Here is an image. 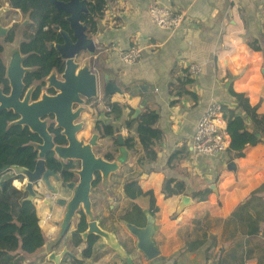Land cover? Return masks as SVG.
<instances>
[{
	"label": "crops",
	"instance_id": "obj_1",
	"mask_svg": "<svg viewBox=\"0 0 264 264\" xmlns=\"http://www.w3.org/2000/svg\"><path fill=\"white\" fill-rule=\"evenodd\" d=\"M149 4L181 13L185 23L173 31L155 28L146 15ZM263 20L264 0H106L103 17L88 36L96 46L90 68L100 76L107 74L121 90L109 97L110 103L124 106L121 117L115 121L111 118L110 124L122 136L121 128L125 129L130 110L134 114L135 110L140 113L150 109L158 114L156 127L161 132L155 161L139 166L137 158L142 151L134 126L126 130L123 141L129 135L135 140L134 151L124 147L127 163L106 178L100 177L96 188L90 190L86 221L96 220L102 229L115 235L126 258L100 239L95 242L91 257L83 258L86 242L81 240L74 247L71 237L79 215L73 216L62 234L65 207L55 204L57 198L69 201L72 193L50 178L55 194H49L42 186L38 192L43 199L32 203L45 242L36 253L24 255L22 264H48L46 256L63 249L68 252L64 264H264V221L260 219L264 216L263 201L257 206L258 235L250 237L245 224L233 216L253 192L260 189L264 196V146L247 147L243 157L229 158L225 153L200 156L190 145L196 122L210 102L235 107L230 90L243 94L251 106L258 105V113L264 116ZM254 40L261 51L249 48L248 43ZM131 46L139 48L140 58L133 65H123L119 52ZM192 65L201 72L195 78L187 73L193 84L185 89L196 100L171 95L170 85L175 77L184 74L180 69ZM98 84L97 99L77 107L81 112L76 123L82 126L77 139L86 144L96 136L92 148L95 156L105 159L109 154L114 158L120 148L118 143L101 138L95 131L98 115L105 113L106 107L102 84ZM229 162L234 163L235 170L228 169ZM169 180L178 184H171V190L180 188L176 195L165 194L164 185ZM20 181H14L17 190L22 186ZM125 181H136L143 195L127 201L122 191ZM149 194L157 208L152 241L158 252L150 261L135 248L134 238L117 217L130 204L142 215L145 211L150 213ZM182 196L191 203L178 210ZM136 221L138 227H143L144 215Z\"/></svg>",
	"mask_w": 264,
	"mask_h": 264
},
{
	"label": "trees",
	"instance_id": "obj_2",
	"mask_svg": "<svg viewBox=\"0 0 264 264\" xmlns=\"http://www.w3.org/2000/svg\"><path fill=\"white\" fill-rule=\"evenodd\" d=\"M87 1L88 14L81 18V22L87 26L88 33L93 34L96 30L97 21L103 17L106 9V0ZM9 5L13 8H20L22 12L30 10L33 18L39 16V14H43L41 26L48 25L49 28L51 25L66 26V23L62 19V14H57L52 6L48 8L41 7L34 0H9ZM57 38V34L50 28L49 41H55ZM261 38L264 43V20ZM248 46L253 51H261L259 43L256 40L249 42ZM20 51L28 55L23 65L25 67H33V70L26 73L24 77L23 83L26 87L33 81L43 79L51 70H55L59 74L63 71L64 65L54 50L47 51L43 45L38 47L35 43L31 42L22 43ZM188 70L189 68L180 69L179 72L184 74L181 77H175L174 84L170 85L169 93L178 97L188 96L194 101L196 100V96L185 89L186 86L193 84V80L188 77ZM0 86H2L4 93L8 92L5 67L1 60V55ZM38 93L39 88L34 93L33 99L37 98ZM229 93L235 100V107L232 109L222 107V117L226 122V130L230 140L225 154L229 158H240L243 157V151L247 147H254L258 144L264 146V116L258 113V105L251 106L243 94L236 93L233 90H230ZM109 97H103L106 107L110 108V112L105 111V115L115 121L121 117L124 106L110 103ZM132 115L133 111L130 110L128 118L124 121V125L128 131L134 126L135 138L142 151V155L137 158V164L143 166L156 159L157 151L155 146L161 139V132L156 127L158 114L153 110L145 109L135 119H131ZM17 120L18 116L12 111H0V171L5 167L11 168L13 166L32 170L37 159L36 145L40 143L39 138L30 132L27 127L18 125L16 123ZM95 131L101 138L112 139L114 144L117 145L116 135L118 132L114 130L111 124L104 126L96 122ZM48 132L52 135L55 145H66L64 137L60 134V130L54 128L53 124L49 125ZM134 145V136L129 135L124 138L123 147L127 150L134 151ZM104 157L107 161L113 160V157L109 154ZM45 165L46 168L59 176L62 185L74 182L77 179L76 171L79 169V165L75 161H61L56 159L52 153H49L45 156ZM13 180H22V178L14 175L11 170L0 175V264H22L24 255L36 253L45 242L43 232L38 226V218L33 204L23 200L25 193L11 185ZM99 181L100 177L96 175L91 187L96 188ZM173 183H175V187H178L177 182L173 180L167 181L164 185L167 196L176 195L180 192V188L175 190L170 189V185ZM122 191L127 201H133L143 195L136 181H125L122 184ZM260 193V189L253 192L250 198L238 206L233 213L234 217L245 224L246 232L250 237L258 235L260 232L257 206L262 201L264 203V196ZM149 197L150 213L154 215L157 212V208L152 194H149ZM79 216L80 221L71 236L74 247H77L81 243L80 233L86 228L85 215L80 212ZM117 217L119 221L136 224V220L142 219L143 215L135 205L130 204ZM260 219L264 221V216L263 218L260 217ZM97 240L94 236L88 237L85 249L81 253L83 258L91 257L92 248ZM190 249L191 247L188 246L187 250Z\"/></svg>",
	"mask_w": 264,
	"mask_h": 264
},
{
	"label": "water",
	"instance_id": "obj_3",
	"mask_svg": "<svg viewBox=\"0 0 264 264\" xmlns=\"http://www.w3.org/2000/svg\"><path fill=\"white\" fill-rule=\"evenodd\" d=\"M57 12L66 15L65 21L68 24L70 35L60 32L63 42L54 45V49L59 58L64 61L63 71L60 80L55 77L49 78L50 86L56 91L53 96H42L39 100L29 103V94L23 100H19L23 91V70L17 57L9 64L6 79L9 82L10 92L5 95L0 90V111L8 110L16 114L19 119L18 125L27 127L30 132L37 135L40 143L36 145L37 159L32 170L13 166L3 168L0 175L11 170L14 175L22 178L20 190L25 193L24 201L33 203L35 200L43 199V195L38 192L42 186L48 193L54 194L56 189L49 183L52 178L55 182H60L57 174L46 168L45 156L52 153L53 156L61 161H75L79 165L76 171L77 182L63 184V187L72 193L69 201L57 198L55 204L65 207V214L62 220V234L65 233L70 221L78 211L84 215L89 214L90 210V190L95 176L106 178L113 174L118 168L125 166L128 161L127 151L123 147V138L116 135L118 146L120 147L117 155L112 161L96 157L93 147L97 137L93 136L89 142L83 144L77 139V134L81 131V124L76 123L81 109L77 108L85 102L97 99L99 95V82L102 84L103 96L120 94L121 90L110 81L107 74L100 76L98 71H94L90 66L80 67L76 62L81 54H86L88 58H93L96 46L92 38L88 36V28L81 22V18L88 14L87 0H67L59 2L57 0H47ZM57 30V27H55ZM3 31H6L3 30ZM51 47V45H50ZM264 80V68L262 69ZM139 110H135L132 119H135ZM52 118L54 128L60 130L66 145L58 146L53 142L52 135L48 132L47 125L43 118ZM97 122L104 126L111 123V118L104 112H100ZM228 169L235 170L234 163H228ZM46 203L47 200H44ZM191 203L187 196H182L178 210ZM145 224L138 227L135 224L124 222V226L135 240V248L148 261L158 256L157 249L152 241L155 232L154 218L149 212H143ZM89 236H94L101 240V243L115 251L122 258H126V253L117 242L115 235L102 229L96 220L86 221V228L80 233L82 242H86ZM68 252L63 249L56 253L51 251L46 256L48 264H64Z\"/></svg>",
	"mask_w": 264,
	"mask_h": 264
},
{
	"label": "flooded vegetation",
	"instance_id": "obj_4",
	"mask_svg": "<svg viewBox=\"0 0 264 264\" xmlns=\"http://www.w3.org/2000/svg\"><path fill=\"white\" fill-rule=\"evenodd\" d=\"M34 1L37 2L38 5H40L41 7H44V8H48L49 6H52V4H50L49 1H47V0H34ZM57 1L66 2L67 0H57ZM54 10H55V8H54ZM56 13L62 14V19L66 23V26L51 25V27H50L51 30L57 34L58 38L55 41H49V29H50L49 26L48 25H45V26L40 25L41 21H42L41 17L43 16V14H39V16H36V18H33L31 16L30 10H28L26 12H22L20 8L11 7L9 5V0H0V46H1V54L0 55H1V60H2L4 67H5V78H6V72H7L8 66L14 60L15 57H17L21 63V68L23 70V80H24L26 73L33 70L32 69L33 67H25L23 65V63H24L25 59L28 57V55L21 53L20 46L22 43L33 42L38 47L40 45H43L47 49V51H50V50L55 51L53 46L56 44H61L63 42L62 37L60 35V32H65L68 35H70V31L68 29V24L65 21L66 15L63 12H57L56 11ZM20 17L24 18V22L21 25L28 23L26 26V29H28L29 32H24L22 34L23 35L22 40L17 41V33H16L17 28L16 27H17V25H19V24H17L18 23L17 21ZM8 20H9V23H8ZM55 27H57V30H55ZM5 29H6V31H3ZM16 41H17V44H16ZM2 44L11 45V46H12V44H16V52H14L12 57L8 60L6 59V57L4 55V48H3ZM50 45H51V47H50ZM30 54H33V53H30ZM57 56H58V54H57ZM58 58H59V56H58ZM60 61L64 64L63 60L60 59ZM61 73L59 74V73H57V71L51 70L48 73V75H46L43 79H41L39 81H33L28 87H26L24 85L23 80H22L23 91H22V94H21V97L19 98V100L20 101L23 100V98L25 97L26 94H29V103L36 102L37 100H39L44 95L45 96L55 95L56 91L50 86L49 78L55 77L57 80H60ZM7 86H8V92L7 93H4L2 86H0L1 92L5 95H8L10 92V87H9L8 81H7ZM38 88H39L38 96L36 99H33V95ZM18 119H19V117H18ZM48 120H49V124H47V122H46ZM43 121L46 123L47 129H48L50 124H53V126H54L53 120L49 116H46L45 118H43ZM74 182L76 183L77 179ZM61 187L64 188L62 184H61ZM91 189H92V187H91ZM49 194H52V193H49ZM80 212H82V211L81 210L78 211L77 215H79ZM79 221H80V216H79L78 223H79ZM135 225L138 226V224H135Z\"/></svg>",
	"mask_w": 264,
	"mask_h": 264
},
{
	"label": "built area",
	"instance_id": "obj_5",
	"mask_svg": "<svg viewBox=\"0 0 264 264\" xmlns=\"http://www.w3.org/2000/svg\"><path fill=\"white\" fill-rule=\"evenodd\" d=\"M146 15L159 30L173 31L181 28L185 23V18L181 13L157 4L147 5ZM140 54L139 48L131 46L119 52V61L123 65H133L139 60ZM200 72V68L196 65L190 66L188 70L190 78H195ZM222 107L218 102H210L200 115L190 141L194 153L205 157H216L227 150L230 140L226 122L222 117ZM105 110L110 112L108 107H105ZM126 130V128H121L122 136L123 133L127 135Z\"/></svg>",
	"mask_w": 264,
	"mask_h": 264
},
{
	"label": "rangeland",
	"instance_id": "obj_6",
	"mask_svg": "<svg viewBox=\"0 0 264 264\" xmlns=\"http://www.w3.org/2000/svg\"><path fill=\"white\" fill-rule=\"evenodd\" d=\"M19 25H17V30H16V33H17V41L19 40H22V37H23V33L24 32H29L28 29H26V26L28 23H25L23 25H21L23 22H24V18L23 17H20L17 21ZM8 23H9V20H8ZM17 41H16V44H17ZM16 44H12L11 45H6V44H2L3 45V48H4V55L6 57V59H10L12 57V55L14 54V52H16ZM14 45V46H13ZM76 62L78 63V65L81 67L82 65H88V66H91L94 61L92 60V58H88L86 54H81ZM57 77V76H56ZM47 124H49V120L46 121ZM14 181H19V180H13L11 185L14 187L16 186V182L14 183ZM23 181V180H22ZM20 181V183L22 182ZM40 190V188L38 189V191Z\"/></svg>",
	"mask_w": 264,
	"mask_h": 264
}]
</instances>
